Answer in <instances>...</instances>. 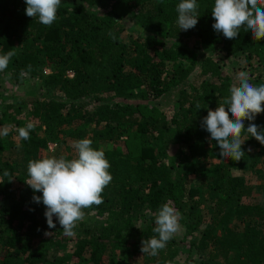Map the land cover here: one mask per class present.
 I'll use <instances>...</instances> for the list:
<instances>
[{
    "label": "trees",
    "instance_id": "obj_1",
    "mask_svg": "<svg viewBox=\"0 0 264 264\" xmlns=\"http://www.w3.org/2000/svg\"><path fill=\"white\" fill-rule=\"evenodd\" d=\"M214 2L197 0L198 23L183 31L176 22L180 0H61L51 27L25 15V0H0V55L21 44L0 81L5 76L16 82L37 78L43 89L16 101V111L28 104L35 120L30 139L19 138L18 148L0 137V264H170L180 253L175 237L156 256L140 251L142 240L156 235L155 214L164 203L180 213L188 248L199 253L195 264H264V201L242 200L260 192L263 183L252 185L233 174L247 165L253 173L262 170L255 169L261 144L243 131V158L219 156L218 144L209 142L201 121L230 95L231 77L211 55L187 64L176 58L194 37L225 56L255 60L248 81L264 84V39L253 41L243 28L233 40L216 33ZM126 28L139 32L123 41ZM196 66V78L189 81ZM172 92L168 118L152 101ZM5 109L0 127L9 116ZM13 119L17 133L28 123ZM168 122L180 144L182 162L176 169L163 163L165 148L157 145L172 130ZM249 123L264 129V113L245 120V128ZM83 138L104 151L113 179L102 192L103 203L85 209L69 237L55 216L56 227H48L45 206L32 199L42 193L29 186L13 190L12 184L28 178L29 160L48 157L49 142ZM66 148L71 151L66 158H75L74 148ZM187 175L200 182L194 185ZM91 211L95 219L87 222ZM59 251L62 256L56 255Z\"/></svg>",
    "mask_w": 264,
    "mask_h": 264
},
{
    "label": "clouds",
    "instance_id": "obj_2",
    "mask_svg": "<svg viewBox=\"0 0 264 264\" xmlns=\"http://www.w3.org/2000/svg\"><path fill=\"white\" fill-rule=\"evenodd\" d=\"M25 3V15L37 19L40 24L51 27L57 20L61 0H25ZM198 9L197 0H180L176 6L179 30L187 31L197 25ZM211 15L215 21L212 28L226 39H235L242 28L251 32L253 41L264 39V0H215ZM109 35L116 38L111 32ZM14 55V51L0 55V72L7 69ZM229 91L230 95L215 110L208 109L201 127L210 134L209 142L218 144L220 157L240 161L245 154L242 150L245 141L242 139L243 131L264 145V129L255 123H249L247 128L244 124L245 120L254 121L258 114L264 113V84L254 86L241 73L238 84H233ZM33 127L31 122L20 127L19 138L29 140ZM3 134L7 135V129ZM92 143L88 138L74 141L72 147L76 156L72 159L52 156L29 160L27 164L25 183L34 193H42V196L34 195L33 201L42 202L45 206L48 227H56L55 216L69 237L74 235V229L84 219V210L103 203L102 192L113 179L104 151L93 148ZM3 175L9 177L10 173L5 170ZM179 218L178 210L164 203L155 214L152 231L156 235L142 240L140 251L156 256L179 231Z\"/></svg>",
    "mask_w": 264,
    "mask_h": 264
},
{
    "label": "rangeland",
    "instance_id": "obj_3",
    "mask_svg": "<svg viewBox=\"0 0 264 264\" xmlns=\"http://www.w3.org/2000/svg\"><path fill=\"white\" fill-rule=\"evenodd\" d=\"M126 24H128V28L131 27L132 21L126 20ZM126 28L125 31L121 34V39L123 41L128 40L130 37L128 34L135 35L139 31L128 29ZM185 47V48H184ZM184 47H181L178 49L177 54V61L179 63H188L191 59H201L205 57L206 55H211L214 59L220 60L223 65V70L231 77V80L233 84H238V77L241 73L245 74L249 79H251L250 74L252 71V68H254V65L256 63L255 60H251V62H248L244 55H236V56H225L223 52H221L216 46H208L203 45L197 38H190L186 43L184 44ZM14 51L16 54L21 52V44H15L14 45ZM258 68V67H257ZM46 71H49L48 68L45 69ZM259 71V69L256 70V73ZM198 72V66L194 69V71L189 76L188 80L193 81L196 78ZM40 80L37 78H27L26 80L22 79L18 80V82L14 81L13 79H10L8 76H5L0 81V115L3 112V110L6 108L7 105H14L13 107H8L5 109L6 113L9 114L7 118L5 119L4 124L0 127V137L3 138L4 142L10 145L17 144L19 142V136L17 133V124L15 123V120L13 118H21L24 119L26 122H31L34 124L35 120L32 119V115L30 113L28 104L27 106L24 105V103L20 106V111H16V101L17 99L20 100H29L30 98L34 97L33 95H37L38 93L42 92L43 89L40 87ZM54 92V91H53ZM175 97V93L172 92L170 96L163 97L160 99H156V101H152V104L155 105L154 107L159 109H165V112L170 118L172 115V109L170 108V105L172 103L173 98ZM133 98V97H132ZM134 99V98H133ZM171 102V103H170ZM167 108V109H166ZM8 109V110H7ZM169 121V120H168ZM169 127H171L172 130L167 131L166 135V142L163 141L161 143H158L159 147L165 148V157L162 158L163 163L168 165L170 168L173 167L176 169L178 165L180 164V158L181 154H179L180 150V144L176 141L175 134L173 132V126L168 122ZM7 129V135H4V131ZM43 129V128H42ZM42 132V130H41ZM40 132V133H41ZM73 141L71 139H66L63 144H56L53 150H47L46 153L48 157H60L64 156L65 158L67 155L71 154V151L68 150L66 147L70 148L72 147ZM64 148V149H63ZM261 153L258 154V160L260 163H257L255 166V169H262L260 172L253 173L250 169V166H246L242 169H238L233 171L234 175H242L247 183H250L252 185H256L258 183H263L262 188L260 189V192L252 191L251 195L248 197H244L242 200L244 201H251V202H259L264 201V179L261 178L264 174V145H261ZM8 151L5 149L3 151V154H6ZM185 164V162H184ZM187 178L191 180V182L196 185L200 182L199 179L193 178L192 175H187ZM27 178L19 179L18 181H14L12 184L13 190H18L20 188H23L25 186H28L25 183V180ZM207 217L209 216L208 211L206 210L204 213ZM94 211H91L87 215V222H91L94 220ZM180 229L175 234V238L178 241V248L180 250V253H178L173 261L170 262V264H195V261L199 257V253L195 251L194 249L188 248V242L184 238V232L185 229L183 225L179 222ZM57 256H62L63 251H59L56 254ZM136 262L140 263L141 260L139 257L136 258ZM216 264H224L222 261H217Z\"/></svg>",
    "mask_w": 264,
    "mask_h": 264
},
{
    "label": "built area",
    "instance_id": "obj_4",
    "mask_svg": "<svg viewBox=\"0 0 264 264\" xmlns=\"http://www.w3.org/2000/svg\"><path fill=\"white\" fill-rule=\"evenodd\" d=\"M44 73L47 74V73H49V71H46L45 70ZM66 75L69 78H71V77H73V72L72 71H67L66 72ZM55 146H56V143H53V142H49L48 145H47V147H48L49 150H53Z\"/></svg>",
    "mask_w": 264,
    "mask_h": 264
}]
</instances>
